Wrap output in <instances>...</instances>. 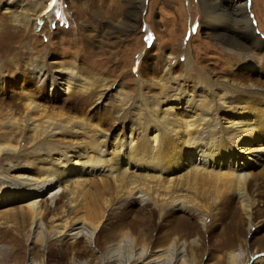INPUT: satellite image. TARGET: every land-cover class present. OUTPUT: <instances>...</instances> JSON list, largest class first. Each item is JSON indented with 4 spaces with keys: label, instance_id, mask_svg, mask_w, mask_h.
Segmentation results:
<instances>
[{
    "label": "bare ground",
    "instance_id": "obj_1",
    "mask_svg": "<svg viewBox=\"0 0 264 264\" xmlns=\"http://www.w3.org/2000/svg\"><path fill=\"white\" fill-rule=\"evenodd\" d=\"M200 2L203 25L220 43V56L231 61L223 74L203 64L204 59L197 60L188 47L181 65L177 56L162 52L161 67L153 72L160 78L142 79L158 92L145 100L139 91V98L128 101L132 106L119 98L124 110L114 111L100 110L107 104L109 85L98 79L86 80L69 69L50 72L44 65L30 66L32 77L40 81L37 89L48 85L52 100L62 93L89 92L93 86L98 91L87 112L67 116L51 115L30 89L17 86L23 97L19 120L11 115L12 108L0 119V139L8 140L21 125L23 140L21 145L0 143V226L8 227V233L19 225L29 228L25 239L30 244L44 247L54 241L61 251L49 252L48 257L58 264H201L197 252L205 248L207 234H158L175 213L195 217L208 231L206 219H214L236 199L251 230V169L264 162V85L238 79L233 67L264 70V56L256 54L264 40L255 34L246 0ZM217 11L224 18L216 17ZM251 11L261 27L262 18ZM27 20L14 18L22 26ZM140 56L135 66L139 82L146 65ZM3 87L2 83L0 90ZM108 119L109 127L104 122ZM133 206L149 220L147 232L129 229L119 220L121 209ZM11 235L10 240L19 241L18 234ZM68 238L74 245L83 241V247L64 248ZM244 255L231 247L203 264H240ZM27 260L26 264L44 262L31 252ZM248 262L264 264V257L251 255Z\"/></svg>",
    "mask_w": 264,
    "mask_h": 264
},
{
    "label": "rangeland",
    "instance_id": "obj_2",
    "mask_svg": "<svg viewBox=\"0 0 264 264\" xmlns=\"http://www.w3.org/2000/svg\"><path fill=\"white\" fill-rule=\"evenodd\" d=\"M200 1L0 0V85L4 84V91L0 90V119L7 118V113L12 110L11 115L19 120L22 109L20 102L23 97L17 88L18 85L30 89L36 97L35 100H39L51 113L67 116L83 115L95 102L94 97L98 88L92 89L94 86L89 92L62 93L58 95L59 98L52 100L47 95L48 85L44 90L37 89L40 81L32 77L30 72L32 64L44 65L50 72H54L55 69H69L86 80L98 79L104 85H109V90L107 89L109 93L105 97L107 104L100 110L114 111L124 110V107L117 102L119 98H122L126 105H131L129 102L139 98L137 97L139 91L145 100L148 94L158 92V87L152 84L146 85V81L142 82V79L160 78L153 72L161 67L162 52H170L177 56L181 65L184 62L182 53L188 47L197 60L204 59L203 64L208 63V67L213 66L215 71L223 74L227 63L231 61L220 56L219 52H223L222 48L217 47L220 43L207 32V25H203L205 19H202L205 16L202 13L205 9L202 8ZM246 1L255 34L264 40L262 34L264 0ZM187 3L190 6V15L186 13ZM252 8L262 18L261 27L257 25ZM213 11L216 12L214 9ZM40 12L41 17L36 18L38 22L34 25L35 17ZM217 12L219 13L215 15L216 17L224 18L223 12ZM23 17L28 18L26 26L14 21V18L19 20ZM256 54L264 56V48ZM138 56L143 58L146 64L141 71L140 82L137 76L138 68L135 67ZM179 64L177 67L180 66ZM233 68V73L237 74L235 77L238 79L247 77L264 85V70L245 72L236 64ZM219 74H215L214 77L225 78L224 75ZM91 93L92 96L89 95ZM53 113L51 115H56ZM95 114L98 115V111ZM104 122H109L108 127L112 124L109 119ZM19 126L13 136L8 140L0 139V143L11 142L21 145L22 126ZM2 163L0 159V166ZM0 169L2 170V166ZM251 174L255 177L252 182L255 198L252 204L253 224L250 231L247 229L246 217L242 214L239 202L233 199L224 210L217 213L214 219L210 217L206 219L208 231L201 229L195 217L190 218L178 212L171 217L170 225L168 221V224L159 227L158 234L165 230L171 232L174 230L180 235L191 233L193 230L201 236L207 234L204 237L205 248L197 252L198 259L203 258L201 264L205 261L211 262L215 256L231 247H238L245 254L240 264H248V256L251 255L255 258H263L264 162L252 168ZM198 183L196 182L197 185ZM13 208L18 209L16 204ZM118 217L134 231L147 232L150 228V222L141 215L139 206L123 207ZM157 220V218L154 220L156 226H158ZM17 227V230L13 229L9 234L8 227L0 226V244L8 246L7 249L0 248V264H26L30 252L35 258H42L43 264H58L56 260L48 257L49 252L60 250L52 243L54 241L46 242L44 247H41L39 242L30 244L25 239L29 234V228H22L19 225ZM12 233L18 234V242L10 240ZM66 241L63 246L70 250L74 241L69 238ZM83 245V241H80L74 247L82 248ZM91 248L96 250L97 246L92 243Z\"/></svg>",
    "mask_w": 264,
    "mask_h": 264
}]
</instances>
